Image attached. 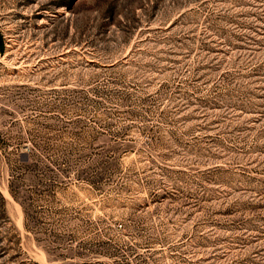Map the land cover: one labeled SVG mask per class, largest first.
Wrapping results in <instances>:
<instances>
[{"label": "rangeland", "instance_id": "374dc122", "mask_svg": "<svg viewBox=\"0 0 264 264\" xmlns=\"http://www.w3.org/2000/svg\"><path fill=\"white\" fill-rule=\"evenodd\" d=\"M0 264H264V0H0Z\"/></svg>", "mask_w": 264, "mask_h": 264}]
</instances>
